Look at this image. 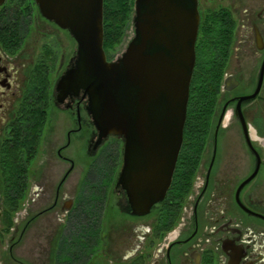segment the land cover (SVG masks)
<instances>
[{
	"label": "flooded vegetation",
	"instance_id": "af4514ba",
	"mask_svg": "<svg viewBox=\"0 0 264 264\" xmlns=\"http://www.w3.org/2000/svg\"><path fill=\"white\" fill-rule=\"evenodd\" d=\"M196 1L199 24L193 70L205 74L214 69L216 76L202 104L206 132L201 129L197 153L184 151L183 162L191 164V175L184 177L188 180L173 183L180 149L169 188L144 215L131 213L126 192L118 184L124 138L108 135L97 141L83 91L56 102L55 85L76 55L75 51L65 69L51 78L56 34L67 31L42 17L34 0H5L0 5V164L1 151L15 145L20 138L16 135L26 136L28 154L22 163L27 208L18 236L34 231V244L29 242L32 255L39 256L41 249L36 248L59 245L58 257L75 261L69 247L81 244L99 252L100 246L112 244L110 233L118 231L114 240L126 253L121 263L264 264V0ZM33 18L52 29L48 32L52 41L42 46L41 59L31 63L20 50ZM37 68L48 77L51 100L44 127L25 135L16 122L19 104ZM56 110L60 119L52 116ZM232 129L237 137L231 135ZM78 142L85 145L81 158ZM53 164L62 167L55 181V166L48 170ZM257 165L255 177L240 188ZM74 173L76 182L68 187ZM43 218L46 228L34 229ZM18 224L13 216L5 217L0 171V260L5 251L12 255L11 238L5 246L2 242L19 230Z\"/></svg>",
	"mask_w": 264,
	"mask_h": 264
},
{
	"label": "water",
	"instance_id": "95a60500",
	"mask_svg": "<svg viewBox=\"0 0 264 264\" xmlns=\"http://www.w3.org/2000/svg\"><path fill=\"white\" fill-rule=\"evenodd\" d=\"M34 1L41 16L67 31L76 44L72 67L55 85L56 102L83 91L97 141L108 135L124 138L118 184L131 213L147 214L169 188L183 142L197 1L134 0L133 38L113 61L103 50V0ZM257 171L258 165L240 188Z\"/></svg>",
	"mask_w": 264,
	"mask_h": 264
},
{
	"label": "trees",
	"instance_id": "16d2710c",
	"mask_svg": "<svg viewBox=\"0 0 264 264\" xmlns=\"http://www.w3.org/2000/svg\"><path fill=\"white\" fill-rule=\"evenodd\" d=\"M134 0H103V50L107 60H111L112 53L115 48L121 43L125 31L128 29L131 23L133 15ZM40 68V67H39ZM200 70H193L192 79L189 88V98L187 105L186 121L183 129V143L181 152L178 158L177 170L174 174L173 183L175 186L182 184L185 181L184 177L191 175L188 172V168H191V164L183 162L186 157L184 151H190L192 154L197 153L199 148L198 144L201 142L202 130L204 134L206 132L203 128V102L204 93L211 94V84L215 86L216 76L214 69L210 73V69L207 73L203 74ZM205 75L209 84L205 85L202 79ZM48 77L45 71L42 69H35L32 72L31 83L27 89V93L22 96L19 104V111L17 117V126L25 135L32 128L40 130L44 127L47 120V112L51 100L50 86L47 84ZM17 138L13 147L5 148L1 151L2 162L0 164V171L3 183V195H4V208L5 217L10 218L21 209L27 193V183L25 181L24 173L26 166L22 163L24 157L28 154V144L26 143V136L23 134L16 135ZM186 143H190L186 147ZM189 147V148H188ZM180 168V169H178ZM183 186V185H180ZM174 190H182V187H176ZM83 206H87L86 204ZM61 249V248H60ZM75 256V261L68 260L67 262H61L57 264H135L136 260H132L128 263L111 262L105 263L93 260V255L90 254V248L85 245H78L77 247H69Z\"/></svg>",
	"mask_w": 264,
	"mask_h": 264
},
{
	"label": "rangeland",
	"instance_id": "374dc122",
	"mask_svg": "<svg viewBox=\"0 0 264 264\" xmlns=\"http://www.w3.org/2000/svg\"><path fill=\"white\" fill-rule=\"evenodd\" d=\"M30 30L31 31L28 33L25 44L21 48L20 51L22 52V54H24V53L28 54L29 55L28 57L30 58V62L34 63L35 60L41 59V57H42V56H40L41 52L43 53V47L42 46L44 44L50 43L52 41V39L48 36L49 35L48 32L52 31V29L49 27H45L44 25H42L41 22L38 21V19L33 18ZM45 34H47L46 35L47 37L44 36ZM56 36H57V39H56V62H55V66L53 69L54 71L52 72L51 78H54L57 74H59L61 72V69H62V71L65 69L67 61L69 60V58L73 54H75V51H76V44L69 34L57 33ZM132 38H133V27H132V18H131L130 26L125 31V34L122 38L121 43L115 48V51L112 53L113 58L109 61H113L114 59L121 56V54L125 51L128 42ZM57 111L58 110L52 111V116L60 119L61 114H59V112H57ZM47 123H48V121H47ZM230 133L233 137H237L235 129L230 130ZM232 142H235V140H233ZM78 145H79L78 150L80 152L79 157L81 158L82 154L85 153V145L83 142H78ZM53 167H54V173H53L54 177L52 179H53V181H55L58 179V177L62 171V167L58 166L57 164H53V166H50L48 168V170H50V168H53ZM75 177H76V174L74 173V177L72 180L73 182L68 184L67 185L68 187H71L75 184V182H76ZM26 198L27 197L25 196V199H24V202L22 204L21 209H19L13 215V217L17 221H19V223H20V224H18L19 230L17 232H15L14 234L7 236V238L4 239V242H2V245L5 246L8 243L7 239L11 238L9 243H14L12 255L7 254V251H5L6 254H4L3 258L0 260V264H11V262H13V264L14 263L15 264H23V263L25 264L28 262H30V264H57V263H61V262H67L68 261L67 258H65L63 256L58 257V254L60 253L59 245L36 248L37 252H39L38 249H41V251L39 253L40 257L38 255L37 256L32 255L33 247H31V246H33V245L30 244L29 242L31 241L34 244V241H33V238H34L33 232L34 231L31 233H28L26 235V237L19 238V236H18L19 231L23 226V222H24L23 218H24V214H25V209L27 208ZM39 225L43 229L46 228L45 218H43L41 220V222L34 229H37V227ZM35 232L37 234H39L37 231H35ZM118 233H119L118 231L110 233V239H111L110 243H112V244H110V245L107 244V246H100L99 252L97 249V252L94 251V253H93L92 251L94 249L90 248V250H89L90 254L93 253V255H95L94 260H96L98 262L105 263L106 261L109 262L112 259H114V260H117V262H118V261H120V258H122L124 255L126 256V253L123 252V250L121 249V245L117 244L114 240L116 237L113 235H116ZM49 234H50V232H48V237H49ZM5 249L7 250V248H5ZM18 260H20V262H22V263H19Z\"/></svg>",
	"mask_w": 264,
	"mask_h": 264
}]
</instances>
